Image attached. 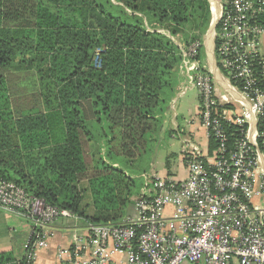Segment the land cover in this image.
I'll return each mask as SVG.
<instances>
[{"label":"trees","instance_id":"16d2710c","mask_svg":"<svg viewBox=\"0 0 264 264\" xmlns=\"http://www.w3.org/2000/svg\"><path fill=\"white\" fill-rule=\"evenodd\" d=\"M211 21L208 0H0V181L121 225L149 172L133 178L120 163L147 152L176 97L179 44L200 42L205 66ZM24 74L31 84L14 91L10 77Z\"/></svg>","mask_w":264,"mask_h":264},{"label":"built area","instance_id":"2783aa9c","mask_svg":"<svg viewBox=\"0 0 264 264\" xmlns=\"http://www.w3.org/2000/svg\"><path fill=\"white\" fill-rule=\"evenodd\" d=\"M210 5L214 66L198 60L200 42L179 45L183 93L198 92L206 146L183 153L184 179L144 175L134 214L88 224L58 250L59 264H264V0ZM0 209L31 223L25 264L49 247L56 221L77 219L12 182L0 181Z\"/></svg>","mask_w":264,"mask_h":264},{"label":"rangeland","instance_id":"374dc122","mask_svg":"<svg viewBox=\"0 0 264 264\" xmlns=\"http://www.w3.org/2000/svg\"><path fill=\"white\" fill-rule=\"evenodd\" d=\"M213 16V15H212ZM209 30L204 36V45L210 48L211 37L208 35ZM180 42H178L179 44ZM181 46V44H179ZM181 76V73H179ZM32 77L29 74L24 75H12L10 77L11 86L14 91H23L29 84H31ZM180 92L187 86V78L181 76L178 84ZM27 90V89H25ZM30 97V96H28ZM27 103L24 102L21 105L25 108ZM199 107V95L197 90H188L183 96L176 97L165 105L166 112L161 115L160 127H158L157 135L153 137V140L147 145V152L137 158L134 162L129 164L123 161L121 167L124 171L128 172L133 178H138L143 172L157 173L161 176H167L169 173L171 176L184 174L181 169V155L185 145L183 141H187V133L189 132L188 123L192 118H197ZM175 114L177 117L175 118ZM179 127V128H177ZM181 130H184L180 132ZM178 131V132H177ZM186 132V133H185ZM180 134V135H179ZM169 160V166L167 162ZM81 190L86 189V184L83 183L80 186ZM84 205L87 206V212L92 208V200L89 193H86ZM89 211L88 213H90ZM82 220V221H81ZM77 221L83 224V219Z\"/></svg>","mask_w":264,"mask_h":264},{"label":"crops","instance_id":"0c3cea01","mask_svg":"<svg viewBox=\"0 0 264 264\" xmlns=\"http://www.w3.org/2000/svg\"><path fill=\"white\" fill-rule=\"evenodd\" d=\"M260 48L264 54V34L261 36ZM205 50V67H213L214 61L211 58L210 48L205 45ZM181 76L183 77L184 75L181 73ZM180 88L181 87L178 86V97L186 93H183V91L180 92ZM176 117L177 115L175 114V118ZM190 123L192 124L189 125ZM188 125L190 129L186 136L187 141L185 142L182 140V144L185 145V147L182 151L180 163L184 174H181V176H173L178 179H184L186 177V166L183 162V153L193 148L204 149L206 146L204 131L198 127L197 118H192ZM182 131L184 130L180 132ZM168 174L169 173L166 175L168 176ZM89 211L91 212L88 213ZM88 212V215H92L94 212L93 208L89 209ZM130 212H133V208ZM77 221H79V219H60L51 226L50 230L53 233V237L49 241V247L39 252L35 264H59L57 256L58 250L61 248L70 249L73 246L75 238L86 233L87 221L83 220V224ZM31 227L29 221L0 209V254H9L12 256L13 261L8 264H25L26 247L32 235ZM115 259L117 264H125L124 258L116 256Z\"/></svg>","mask_w":264,"mask_h":264},{"label":"water","instance_id":"95a60500","mask_svg":"<svg viewBox=\"0 0 264 264\" xmlns=\"http://www.w3.org/2000/svg\"><path fill=\"white\" fill-rule=\"evenodd\" d=\"M209 3H211L212 0H208ZM213 12V10H212ZM214 27H215V23L214 22H211V25H210V28H209V32H208V35H210L211 37V46H210V53H211V49H212V34H213V31H214Z\"/></svg>","mask_w":264,"mask_h":264}]
</instances>
